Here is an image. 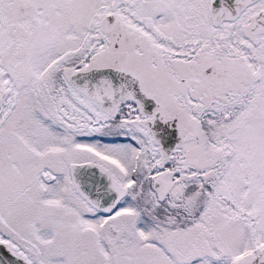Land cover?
<instances>
[{
    "label": "snow or ice",
    "instance_id": "obj_1",
    "mask_svg": "<svg viewBox=\"0 0 264 264\" xmlns=\"http://www.w3.org/2000/svg\"><path fill=\"white\" fill-rule=\"evenodd\" d=\"M0 264H264V0H0Z\"/></svg>",
    "mask_w": 264,
    "mask_h": 264
}]
</instances>
